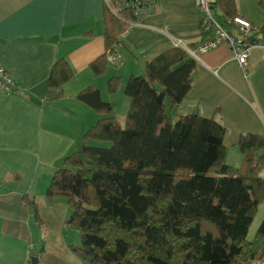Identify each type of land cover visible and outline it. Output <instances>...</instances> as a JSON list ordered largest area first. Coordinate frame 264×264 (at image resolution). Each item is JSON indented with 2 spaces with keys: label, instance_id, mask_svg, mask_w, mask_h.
I'll use <instances>...</instances> for the list:
<instances>
[{
  "label": "trees",
  "instance_id": "obj_1",
  "mask_svg": "<svg viewBox=\"0 0 264 264\" xmlns=\"http://www.w3.org/2000/svg\"><path fill=\"white\" fill-rule=\"evenodd\" d=\"M213 10L229 31L235 30V0H215ZM134 21L127 10L114 15L105 7L104 53L89 65L95 77L106 73L108 56L116 55L120 36ZM259 37L264 28L246 41ZM195 66L185 48L176 45L147 62L140 74L130 75L124 82L128 107L123 124L97 89L87 87L76 95L98 118L52 173L45 195L49 202H66L65 226L79 237V246L69 248L85 264L264 260V219L248 239L264 202V137L240 135L241 163L231 167L225 162L226 131L213 117H202L196 108L176 120L167 114L184 100ZM72 77L66 60L57 59L44 101L63 99V86ZM122 83L110 77L108 94ZM23 200L39 220L34 199Z\"/></svg>",
  "mask_w": 264,
  "mask_h": 264
},
{
  "label": "crops",
  "instance_id": "obj_2",
  "mask_svg": "<svg viewBox=\"0 0 264 264\" xmlns=\"http://www.w3.org/2000/svg\"><path fill=\"white\" fill-rule=\"evenodd\" d=\"M237 16L264 28V0H235ZM105 0H0V66L15 80L11 93L0 90V264H85L66 244L64 223L70 210L64 200L49 202L45 191L52 173L74 151L98 115L76 100L87 87L110 103L128 107L121 90L109 95L106 82H124L144 65L176 46H196L205 38L196 0H161L156 11L130 24L120 36L115 62L95 77L90 63L104 53ZM262 51H250L241 71L229 49L219 46L196 62L191 87L182 103L167 114L172 120L197 109L213 117L226 133L225 162L238 167L236 147L242 134L264 137V64ZM73 70L64 97L44 101L46 80L57 59ZM117 119V118H116ZM34 199L39 220L23 197ZM264 219V202L255 220ZM252 223V224H253ZM31 255V260L28 255ZM35 264V263H34ZM254 264H264V260Z\"/></svg>",
  "mask_w": 264,
  "mask_h": 264
},
{
  "label": "built area",
  "instance_id": "obj_3",
  "mask_svg": "<svg viewBox=\"0 0 264 264\" xmlns=\"http://www.w3.org/2000/svg\"><path fill=\"white\" fill-rule=\"evenodd\" d=\"M161 0H105L106 5L114 15H118L122 10L130 12L134 18V23L140 22L141 19L152 15ZM215 0H196V6L201 14V28L205 36L204 40L192 48L183 46L178 42L176 45L185 48L188 55L196 62L201 55L225 45L236 61L241 71H246L250 51L258 48L262 51L261 62L264 64V37H259L257 42H248L246 38L257 33L260 28L255 26L241 16H235L232 19L234 31H229L215 16L213 3ZM108 61L115 62L114 55L108 56ZM16 89V82L12 76L0 66V90L11 93ZM31 260V255H28Z\"/></svg>",
  "mask_w": 264,
  "mask_h": 264
},
{
  "label": "rangeland",
  "instance_id": "obj_4",
  "mask_svg": "<svg viewBox=\"0 0 264 264\" xmlns=\"http://www.w3.org/2000/svg\"><path fill=\"white\" fill-rule=\"evenodd\" d=\"M106 84H107V82H106ZM118 89L121 90V95H123L124 94L123 84H120ZM118 89H117V91H118ZM106 91H107V89H106ZM109 95H112V94H109ZM118 100H117V102L115 104L116 105L115 106L116 107V114L115 115L117 116L116 118L120 122H122V124H123V121H124V118H125L127 109H126V106L124 104H123V108L121 109V103L119 102V104H118ZM93 144L94 145H103V146H106L107 145L105 143H97V142H95ZM258 224H259L258 220H255L254 223L251 225V227L249 229V232H248V239H252L253 238V235H254V233H255V231L257 229ZM62 232H63V235L65 237L66 244H68L69 242L70 243L71 242H76V243L79 242V237H78L77 232L74 229H72L71 227H66L65 226V223H64V228H63V231Z\"/></svg>",
  "mask_w": 264,
  "mask_h": 264
},
{
  "label": "water",
  "instance_id": "obj_5",
  "mask_svg": "<svg viewBox=\"0 0 264 264\" xmlns=\"http://www.w3.org/2000/svg\"><path fill=\"white\" fill-rule=\"evenodd\" d=\"M33 264L37 262L35 258L32 259Z\"/></svg>",
  "mask_w": 264,
  "mask_h": 264
}]
</instances>
